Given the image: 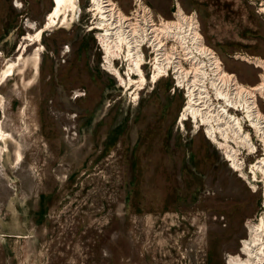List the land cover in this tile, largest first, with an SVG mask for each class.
Masks as SVG:
<instances>
[{"label": "rangeland", "instance_id": "obj_1", "mask_svg": "<svg viewBox=\"0 0 264 264\" xmlns=\"http://www.w3.org/2000/svg\"><path fill=\"white\" fill-rule=\"evenodd\" d=\"M53 1L0 0V78L16 64L0 82V137L10 138L0 141V264H227L240 256L248 228L263 223L264 178L249 166L261 157V135L254 140L240 123L252 155L227 142L244 177L204 126L180 118L186 100L171 78L151 82L144 66L143 86H118L99 67L92 2L75 0L38 42L25 40L44 28ZM112 1L129 10L130 0ZM142 1L165 21L175 1L195 12L224 70L245 87L261 82L248 60H264L257 4ZM114 66L127 71L121 60Z\"/></svg>", "mask_w": 264, "mask_h": 264}, {"label": "bare ground", "instance_id": "obj_2", "mask_svg": "<svg viewBox=\"0 0 264 264\" xmlns=\"http://www.w3.org/2000/svg\"><path fill=\"white\" fill-rule=\"evenodd\" d=\"M102 1L103 0H91L97 14V18H102V13L104 12H107L106 15L110 13L108 12L106 6L107 4H102ZM103 2H108V0ZM65 8H70L69 12L74 11L75 0H54L52 9L46 16L45 24L43 26L44 28L37 31L35 38L31 39V37H24V39L38 42L42 31L49 26L58 25L62 16V11ZM177 12L179 16L184 14L180 5L178 6ZM169 26L170 24L168 21L161 20V25L157 29L158 33L163 35L168 31ZM98 29L102 28L99 27ZM116 36L117 40L113 42L114 51L119 50L120 47V37L118 34ZM201 39L204 43L202 35ZM25 48L26 47H24L23 50H25ZM21 49L22 45L20 46V50ZM201 53L203 56H206L208 54L207 49L201 46ZM21 55L22 53L20 54L18 61H21ZM126 56V60L129 61L128 66L130 73H134L138 76L139 82L141 83V80L143 81V77L141 75L140 68L138 67L140 54L135 50H128L126 51ZM38 59L39 57L36 53L35 60L37 61ZM251 61H253L256 66L264 69L263 60L255 58L251 59ZM14 66H16L15 63L7 65L3 73L4 76L0 78L1 83L8 76L12 75V69ZM209 66L211 68L212 76L208 79V74L204 71L203 63H201L199 69H196L194 76L186 72L184 75H181V79L179 78V85L185 84L186 86L188 102L187 106H185V111L189 114L187 116L189 119L206 128L205 130L208 139L224 150L225 159L230 163L231 169L239 172L245 177L242 173L241 164L237 159V153L228 145L227 142L231 139L237 145L246 148L250 153L253 152L254 146L248 137L249 135L241 130L240 123L242 120H239L235 118V116L231 115L228 108L241 109L245 116L244 121H248L250 127L256 131L255 133L264 138V115L261 113L259 106L256 104L257 94L264 97V83L262 86L259 85L255 87H245L241 85L234 75L227 73L222 68L220 60L217 57L209 61ZM109 67L110 66L108 65L106 68L107 73L120 81V73ZM158 77L159 75L153 76V82L155 79H158ZM207 81L209 87L212 89L213 97L210 96V91L205 85ZM214 100L221 101L223 104L214 105ZM186 113L184 112L182 114V116L184 115V118H186ZM7 138L9 137L1 132L0 141L5 143L8 140ZM2 152H4V150L0 149V155H2ZM20 162L21 155L20 153H16L15 164H19ZM253 167L264 176V159H262V161H257ZM262 222L263 223L260 225H253L248 228L249 235L247 239L241 242L240 256H229L227 258V264H264V217Z\"/></svg>", "mask_w": 264, "mask_h": 264}, {"label": "built area", "instance_id": "obj_3", "mask_svg": "<svg viewBox=\"0 0 264 264\" xmlns=\"http://www.w3.org/2000/svg\"><path fill=\"white\" fill-rule=\"evenodd\" d=\"M86 1L90 6L91 0ZM103 1L102 4H107L106 6L108 12L110 13L106 15L107 12H104L102 13V18H97L96 12L92 10L91 12H93L92 15L96 17V19L94 17V20L96 22L94 23L95 25L92 28H89V31H95L93 36L98 51L100 52V69L107 72L106 68L109 65V68L117 70L121 76L120 81L118 79H116L115 81L120 87H123L124 84L135 83V79H138L139 82L138 76H136L134 73H130V69L128 66L129 61L126 60V51H137L140 54V61L138 62V67L140 68L141 75L144 77V79L146 76H144L142 68L145 66L149 68V73H147V77H150L151 82H153V76L156 75H159L158 78L161 79L171 78L174 89L184 92L183 95L186 101L180 113L181 118V115L184 112L186 113L185 106L188 102V97L185 84L179 85V78L181 79V75H184V73L186 72L194 76L196 69H199L201 63H203V68L204 71H206V73L208 74V79L210 76H212L209 61L215 57L219 58L216 52L205 44V41L204 43L203 41H201L202 39L200 33V26L196 13H184L179 16L177 12L179 3L175 1V12L172 15V19L167 20L170 24L169 29L166 33L161 35L160 33H158L157 29L161 25V20L163 19L159 18L158 16H155L152 9L149 6L145 5L142 0H130L129 10L125 14L121 12V10L114 1ZM250 2L253 5H258L259 8H257V13L264 19V0H250ZM99 27H101L102 29H98ZM117 34L120 37V47L119 50L114 51L113 42L117 40ZM201 46L207 49L208 54L206 56L202 55ZM251 59L255 58L248 57V60L255 65V63H253ZM118 60H121V62L126 63V72H120L117 66H114V63ZM248 60L246 59V61ZM220 63L222 68L224 69L221 61ZM256 67L263 72L262 80L258 84V86H262V84L264 83V69L262 67ZM143 83L139 82V84H142V86L144 85ZM205 85L210 91V96L213 97V92L212 89L209 87L208 81ZM257 98L264 102V97H261L257 94ZM221 104H223L221 101L214 100V105ZM228 110H230L229 113L235 116L236 118H240L238 114L242 115L240 119H242L244 116V113L241 111V109L228 108ZM188 115L189 114L186 113V120H183V122L188 121ZM241 122L242 127L246 124L247 127L255 133L253 128L250 127L248 121H244L242 119ZM200 128L204 129L203 126ZM255 134L253 135L254 140L255 136H259V134ZM260 138L264 141V138ZM250 139L252 140L251 137ZM251 142L254 146V150L252 153H249L247 149L244 148V150L247 151L248 155H252L257 152V148L254 145L253 140ZM262 158H264V149H262L261 157L255 159L249 164V166L254 171H256L253 165ZM240 162L242 163V161ZM252 169L248 173L253 174V181H255V174Z\"/></svg>", "mask_w": 264, "mask_h": 264}, {"label": "trees", "instance_id": "obj_4", "mask_svg": "<svg viewBox=\"0 0 264 264\" xmlns=\"http://www.w3.org/2000/svg\"><path fill=\"white\" fill-rule=\"evenodd\" d=\"M260 109V108H259ZM261 111V110H260ZM261 113L264 115V113L261 111Z\"/></svg>", "mask_w": 264, "mask_h": 264}, {"label": "flooded vegetation", "instance_id": "obj_5", "mask_svg": "<svg viewBox=\"0 0 264 264\" xmlns=\"http://www.w3.org/2000/svg\"><path fill=\"white\" fill-rule=\"evenodd\" d=\"M77 97V96H76Z\"/></svg>", "mask_w": 264, "mask_h": 264}]
</instances>
